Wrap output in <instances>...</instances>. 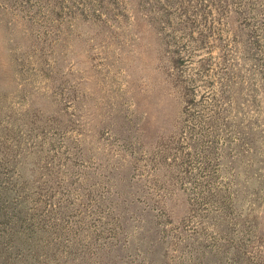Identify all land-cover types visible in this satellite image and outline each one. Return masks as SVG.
Here are the masks:
<instances>
[{
	"label": "rangeland",
	"instance_id": "374dc122",
	"mask_svg": "<svg viewBox=\"0 0 264 264\" xmlns=\"http://www.w3.org/2000/svg\"><path fill=\"white\" fill-rule=\"evenodd\" d=\"M0 264H264V0H0Z\"/></svg>",
	"mask_w": 264,
	"mask_h": 264
}]
</instances>
